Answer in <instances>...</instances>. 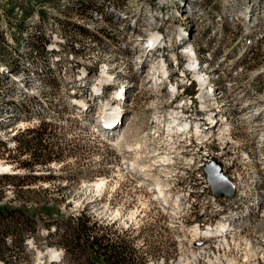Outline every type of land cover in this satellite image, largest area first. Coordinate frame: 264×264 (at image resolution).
<instances>
[{"label": "rangeland", "instance_id": "rangeland-1", "mask_svg": "<svg viewBox=\"0 0 264 264\" xmlns=\"http://www.w3.org/2000/svg\"><path fill=\"white\" fill-rule=\"evenodd\" d=\"M183 1L176 16L178 0H0V167L14 178L0 181V207L45 205L55 214L35 216L23 246L6 239L5 263L50 264L56 255L66 264L54 228L83 215L134 250L135 264H264V203L251 207L264 193V0ZM154 35L192 47L197 72L188 73L182 47L144 52ZM175 60L188 82H208V97L195 98L190 114ZM99 80L127 102L114 136L98 127L112 108L82 87ZM201 107L219 112L199 114ZM27 131L41 136L29 149L52 163L23 169L34 159L13 139L23 144ZM208 160L221 165L234 199L212 196L202 170ZM218 223L234 232H215Z\"/></svg>", "mask_w": 264, "mask_h": 264}, {"label": "trees", "instance_id": "trees-1", "mask_svg": "<svg viewBox=\"0 0 264 264\" xmlns=\"http://www.w3.org/2000/svg\"><path fill=\"white\" fill-rule=\"evenodd\" d=\"M73 29L81 37L91 40L93 43L98 42L97 39L90 38L86 30L78 27ZM38 44L39 41L34 43L33 48L35 49ZM40 51L42 52L43 48ZM9 67L11 68V66ZM27 135L32 137L24 141L23 144L19 141L22 137L13 139L15 145L23 148L24 153L30 154L31 158L34 159L31 165H23V169L29 171L33 166H46L52 163L51 157H45L46 159L42 160L43 157H37L35 154L36 150L29 149L32 143L39 142L41 138L39 133L27 131ZM13 179L9 175L0 174V181L4 183H9ZM35 216L51 221L55 214L45 205L36 209H27L24 206L20 209H12L7 206L0 207V262L7 264L2 257L4 250H6L5 240L8 239L12 246L18 240L23 246V236L32 235L34 232ZM66 220L63 227L54 228V233L57 234L60 241L59 247L64 252L66 264H78L80 262L83 264H135L139 260L134 250H129L124 245L113 244L108 234L100 230L97 231L96 225L90 223L85 216Z\"/></svg>", "mask_w": 264, "mask_h": 264}, {"label": "bare ground", "instance_id": "bare-ground-1", "mask_svg": "<svg viewBox=\"0 0 264 264\" xmlns=\"http://www.w3.org/2000/svg\"><path fill=\"white\" fill-rule=\"evenodd\" d=\"M180 12H182V11H178V12H176V16H178L177 15V13H180ZM218 22H220V20L218 21ZM176 29H178V31L180 32L179 33V38H181L182 40H184V41H188V40H190L189 38L191 37H189V35H187L186 33H181V32H183L184 30H182V29H180V28H176ZM189 34H191V33H189ZM168 42H164V39H161V38H159L157 35L155 36H149V37H147L146 39H145V41H144V43H143V47H142V50L144 51V52H149V53H152V51H151V48L150 47H156V46H162L163 44H167ZM190 43V42H189ZM149 45H150V47H149ZM177 47H182V48H185V47H190L189 45H184V44H181V45H177ZM193 52V51H192ZM191 51L190 52H187L188 53V57H190L189 58V63H190V67H189V69L187 70L188 71V73H190V74H193V73H196L197 71L195 70V68L192 66V64H194V61H195V57H194V55H193V53H192ZM189 70H191V72H189ZM164 74H165V72H164ZM195 75V74H194ZM196 81H197V83L196 82H192V83H194L195 84V87H196V89H197V91H198V94L196 95V96H194L193 98L195 99V98H198L199 100H203V99H205V98H207L208 97V95L207 94H204V92L205 91H209L208 90V82L206 81V80H202V79H200V78H197L196 77ZM164 83H167L168 85H169V82L167 81V79H165V76H164ZM102 83L100 82V84L99 85H101ZM97 90H98V88L96 87V88H93V92L94 93H97ZM174 93H176V89H174ZM123 96H124V91L123 90H118V91H114L112 94H111V97H112V102H115V103H118V104H120V105H122V102H123V100H122V98H123ZM198 99H196V102H198ZM122 101V102H121ZM77 105L80 107V108H84V104L83 103H77ZM203 107H201L200 108V110L199 111H203ZM112 111H115V115L114 116H112V114H111V112ZM119 113V109L118 108H112L111 109V111L109 110V111H107V115L105 116L106 117V119L104 120V122H103V124L104 125H113L114 123H115V121H116V119H115V117L117 116V114ZM108 122H111V123H108ZM108 123V124H107ZM217 123V120H216V122H215V124ZM214 124V125H215ZM182 128H184V127H182V126H180V127H177V129H182ZM176 129V130H177ZM187 130H189L188 128H187ZM196 131H198V130H196ZM259 141V140H258ZM259 146V145H258ZM6 171H8V168L7 167H0V174H5L6 173ZM236 185V184H235ZM95 186H104V183L101 181V182H98V183H95ZM260 193H258L256 196H255V198H254V204H255V207H260L261 206V204H263L264 203V193H262V191H259ZM235 226V228L236 229H238V227L236 226V225H234ZM258 227H260V225H257ZM231 227H232V225L230 226V225H228V226H226V223L225 224H223V223H218V225H216V228L214 229L215 230V232H221V233H231V232H234V227L231 229ZM194 235L195 236H199V237H206V236H209L210 234H209V232H203V231H199V230H194ZM59 258V257H58ZM52 259H57V256L55 255V256H52Z\"/></svg>", "mask_w": 264, "mask_h": 264}, {"label": "water", "instance_id": "water-1", "mask_svg": "<svg viewBox=\"0 0 264 264\" xmlns=\"http://www.w3.org/2000/svg\"><path fill=\"white\" fill-rule=\"evenodd\" d=\"M202 170L206 176V184L214 198L234 199L235 188L223 175L222 167L218 162L208 160L202 165Z\"/></svg>", "mask_w": 264, "mask_h": 264}, {"label": "built area", "instance_id": "built-area-1", "mask_svg": "<svg viewBox=\"0 0 264 264\" xmlns=\"http://www.w3.org/2000/svg\"><path fill=\"white\" fill-rule=\"evenodd\" d=\"M160 37V36H159ZM172 70H173V78L174 82L178 87L186 90V101L184 105V111H188V106L190 105H196V100L193 98V84L191 82H188L187 79V74H180L177 73L178 71V64L177 62L174 61V63L171 65ZM179 79H186V86H179ZM187 91H192V94H187Z\"/></svg>", "mask_w": 264, "mask_h": 264}]
</instances>
